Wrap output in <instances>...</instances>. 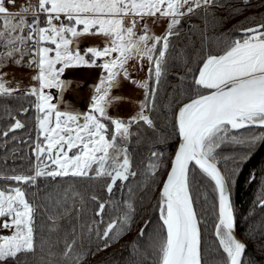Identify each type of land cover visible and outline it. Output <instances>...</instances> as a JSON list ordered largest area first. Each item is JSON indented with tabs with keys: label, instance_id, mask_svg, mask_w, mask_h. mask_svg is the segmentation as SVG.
Listing matches in <instances>:
<instances>
[{
	"label": "snow or ice",
	"instance_id": "obj_1",
	"mask_svg": "<svg viewBox=\"0 0 264 264\" xmlns=\"http://www.w3.org/2000/svg\"><path fill=\"white\" fill-rule=\"evenodd\" d=\"M250 7L251 0H0V101H28L15 109L0 104V121L7 124L0 126V143L19 140L35 157L27 172L0 171V231L8 233L0 235V264H84L88 255L106 250L130 231L132 185L140 177L138 187L154 183L163 154L151 151L138 172L129 146L141 132L157 131L152 114L162 83L172 67L187 65L184 49L171 55L174 38L192 32L194 26L186 28L185 20L201 11L206 27L198 34L204 54L178 77L180 84L169 96L170 102L176 95L184 99L177 101L178 109L168 106L178 146L159 192V231L148 233L151 222H145L131 247L135 257L137 241L147 236L156 264H203L202 221L190 179L198 170L211 182L215 198L213 234L220 264H245L247 245L235 235L230 185L218 167L217 150L229 141L231 130L264 129V20L251 23L256 18L245 17L234 28L238 35L216 39L218 54L208 49L206 29L217 23L209 21L215 17L209 9L224 8V19H232ZM157 26L163 28L159 34ZM84 38L101 43L81 49ZM13 66L31 72L27 85L5 71ZM80 67L101 70L84 113L61 108L51 92L63 94L70 83L62 78L66 69ZM139 72L143 78L135 75ZM124 83L142 93L127 119L109 111L131 103L114 93ZM29 112H34V127L27 139H19L15 133L26 128L20 117ZM258 139L264 137L233 135L230 142ZM77 180L94 182L100 194L93 189L86 198L88 190L81 192ZM125 190L127 198L117 199V191ZM256 204L264 208V193ZM248 239L264 240V233Z\"/></svg>",
	"mask_w": 264,
	"mask_h": 264
},
{
	"label": "trees",
	"instance_id": "obj_2",
	"mask_svg": "<svg viewBox=\"0 0 264 264\" xmlns=\"http://www.w3.org/2000/svg\"><path fill=\"white\" fill-rule=\"evenodd\" d=\"M224 2V0H221ZM210 12L215 13V17H208L209 21L215 19L217 23L213 27L212 23L207 25L206 35L209 38L208 49L218 54L220 49L215 46V41L218 37L224 34H237L234 28L239 27V22L243 21L245 17H255L256 19L251 23H258L264 20V0H251V7L245 11L243 15L224 19V8L209 9ZM204 13L201 11L197 16L186 18L185 27L188 25L194 26L192 32H182L179 37L174 38L171 55L174 57L178 55L179 50H185L187 58V65H179L170 69L167 81L162 83V90L157 96V111L152 114L155 121L157 131L141 132L139 137H133L129 146L133 157V166L140 172L146 166L148 157L151 151L161 152L163 154V164L160 171L157 173L155 182H149L146 187H138L139 179L133 183L135 215L132 221V226L129 232L124 234L117 242L113 243L111 247L104 251L95 252L94 255H88L84 264H156L157 256L153 248L149 247L150 241L145 238L137 241L138 253L133 257L132 242L137 240L139 230L150 221L147 229L148 233H156L159 231V212L157 203L159 199V192L161 183L166 175L170 164L174 147L178 141L177 135L173 131L172 110L178 109L180 106L177 101L184 99L176 95L175 99L169 101L170 94H173L174 88L180 84L178 77L185 75L188 68H195L196 63L204 54L202 48V37L198 34L205 30V23L203 21ZM245 26H248L245 24ZM191 80V74H189ZM0 104H7L14 109L19 106H28L27 100H7L0 101ZM34 112H29L27 117L21 116L20 119L26 124L25 129L17 130L15 135L19 139H27L28 132L34 127L33 120ZM0 126L7 127L4 121H0ZM138 129L134 128L133 131ZM245 138L251 135L264 137V129H238L231 130L229 133V141H226L217 150L218 166L223 175L228 178L231 191V201L234 209L235 230L242 241L247 245L245 254V264L249 260L251 264H264V240L252 239L248 237L254 234L264 233V208H260L256 204V199L259 195L264 193V139H258L252 144H237L230 142L231 136ZM33 141L35 140V133H32ZM140 143L137 144V140ZM15 153V155H14ZM35 157L31 155L30 148L27 144H20L19 140L13 141L9 138L5 145L0 143V171L10 173L12 169L16 172H27L34 164ZM192 195L195 200V208L199 219L202 235V257L203 264H220V255L218 245L214 236V224L216 222L214 194L212 192L211 182L203 177L198 170L195 171L191 177ZM71 182V181H69ZM41 181V187L44 185ZM77 188L81 192L90 195L94 189L97 194H100L99 186L92 181L77 180ZM205 194L208 199L205 200ZM43 195V193H41ZM127 198V191L121 193L117 191L116 198ZM36 203L41 204V199L36 198ZM91 207V202L88 204ZM43 210L37 215L38 225L40 223V216ZM84 219L90 221L91 212H89ZM76 221H73L75 223ZM61 224L66 226L67 221H61ZM39 231V228H38ZM45 236L47 233H44ZM62 235V232H61ZM53 235V241L55 240ZM92 248L95 250V242L92 243ZM147 255V259H145Z\"/></svg>",
	"mask_w": 264,
	"mask_h": 264
},
{
	"label": "rangeland",
	"instance_id": "obj_3",
	"mask_svg": "<svg viewBox=\"0 0 264 264\" xmlns=\"http://www.w3.org/2000/svg\"><path fill=\"white\" fill-rule=\"evenodd\" d=\"M155 32L159 34L163 28L162 26L155 27ZM101 43L100 38H84L80 41V47H87L89 45H99ZM83 70H91L89 67H80ZM80 68H69L66 69L63 79L68 80L69 86L66 88L63 94L57 92L56 90H51L52 95L55 98V102L61 108H68L71 110L79 111L84 113L90 107V96L92 95L94 89L93 85L97 78L92 77L88 72H79ZM101 71L98 68H95ZM5 71L10 75H13L16 80H20L24 85L30 82L31 72L27 68H17L15 66L5 68ZM139 78H143L144 73L139 72L135 74ZM91 81V84L88 83ZM127 98L131 103H122L124 111H119L118 106L109 109L110 114L119 118H130L134 114L133 105L137 103L142 98V93L135 90L130 84L124 83L118 92L115 93ZM6 231H0V235H7Z\"/></svg>",
	"mask_w": 264,
	"mask_h": 264
},
{
	"label": "flooded vegetation",
	"instance_id": "obj_4",
	"mask_svg": "<svg viewBox=\"0 0 264 264\" xmlns=\"http://www.w3.org/2000/svg\"><path fill=\"white\" fill-rule=\"evenodd\" d=\"M82 71H84V72H88V74H90V75H92V77H96L97 78V80H95V83H97L98 82V78H99V74H100V71L99 70H97V69H95V68H92L91 70H88V71H86V70H83V68L81 69H79V72H82ZM88 83L89 84H91V81H88ZM118 92V90H114V93H117ZM123 106H122V104H120L119 106H118V110L121 112V111H124V107L122 108ZM125 119H127V118H125Z\"/></svg>",
	"mask_w": 264,
	"mask_h": 264
},
{
	"label": "water",
	"instance_id": "obj_5",
	"mask_svg": "<svg viewBox=\"0 0 264 264\" xmlns=\"http://www.w3.org/2000/svg\"><path fill=\"white\" fill-rule=\"evenodd\" d=\"M177 146H178V141H177V143H176V145H175V147H174V150H173V153H172V157L174 156V154H175V152H176V150H177ZM171 157V158H172ZM169 167H170V164H169ZM168 167V168H169ZM219 167V166H218ZM220 169V168H219ZM221 170V169H220ZM167 171H168V169H167ZM222 172V171H221ZM223 174V173H222ZM166 175H167V172H166ZM166 175H165V177H164V179H163V181L166 179ZM163 181H162V183H161V187H162V185H163ZM160 187V188H161ZM235 235H236V237L239 239V240H241L242 241V239L239 237V235L237 234V232H236V230H235ZM243 242V241H242Z\"/></svg>",
	"mask_w": 264,
	"mask_h": 264
},
{
	"label": "crops",
	"instance_id": "obj_6",
	"mask_svg": "<svg viewBox=\"0 0 264 264\" xmlns=\"http://www.w3.org/2000/svg\"><path fill=\"white\" fill-rule=\"evenodd\" d=\"M21 2H22V0H21ZM81 49H83L84 47H80Z\"/></svg>",
	"mask_w": 264,
	"mask_h": 264
}]
</instances>
